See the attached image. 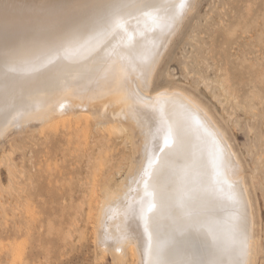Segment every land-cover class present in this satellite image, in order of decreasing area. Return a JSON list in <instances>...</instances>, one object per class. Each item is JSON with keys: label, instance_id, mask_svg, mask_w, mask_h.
<instances>
[{"label": "bare ground", "instance_id": "1", "mask_svg": "<svg viewBox=\"0 0 264 264\" xmlns=\"http://www.w3.org/2000/svg\"><path fill=\"white\" fill-rule=\"evenodd\" d=\"M194 2L0 0V131L7 134L13 128H22L34 121L43 123L45 129L60 121L52 123L54 118L71 116L76 120L77 113L84 116L79 115L82 120L91 117L97 120L98 111L100 116L111 118L109 123L95 121L98 127L106 125L98 128L99 131L108 129L131 142L133 136L127 134L129 127L139 130L141 159L137 165L131 161L136 169L129 165L133 170L128 171L130 176L122 175L125 178L115 184L113 190H105V186L103 197L95 199L96 240L104 255L109 251L114 256L113 264H124L129 252L133 253V260L137 256V264H154L156 252L150 215L157 208L158 179L159 216H162L159 235H170L169 240L159 246L161 264H171L186 249H190L195 263L204 264L197 247L189 242L194 239L199 244L202 241L205 246L210 245L207 234L213 227L209 223L213 216L204 211L205 203L215 198L211 193L225 194L229 185H242L248 195L241 162L229 164L222 143L207 144L208 136L219 140L217 134L223 135L221 131H224L219 129L214 116L209 115L210 111L208 114L201 101H197L200 106L197 99L179 87L155 91L152 83L167 45L183 27ZM151 83L155 92L150 91ZM182 103L194 111L186 119L182 118L185 112ZM51 127L56 128L55 124ZM225 139L230 141L227 136ZM225 139L223 142L227 145ZM203 153L205 159H202ZM172 158L182 159L180 166L171 164L181 169L176 179L175 171L163 174L164 164ZM139 176L142 177L140 195L137 194L138 200L134 203L129 194L135 189L132 186L139 181ZM167 178L173 179V185L168 186ZM109 185L112 188V184ZM238 201V197L230 201L232 217H238ZM167 204L171 206V216L167 211L164 214ZM150 205L154 207L148 212ZM180 216L186 220L177 233L170 219ZM223 217L219 213L218 218ZM178 236L182 237L179 243ZM253 236L252 240L257 243ZM254 241L251 247H255ZM242 246H245L243 242ZM254 257L255 254L248 263Z\"/></svg>", "mask_w": 264, "mask_h": 264}, {"label": "rangeland", "instance_id": "2", "mask_svg": "<svg viewBox=\"0 0 264 264\" xmlns=\"http://www.w3.org/2000/svg\"><path fill=\"white\" fill-rule=\"evenodd\" d=\"M193 5V12L190 10L192 13L176 32L178 36L175 34L167 45L152 83L155 91L179 87L204 104L219 129L225 131L217 134L219 140L208 136L207 144L222 143L229 164L241 162L249 196L242 185H229L225 194L211 193L215 198L205 203L204 211L214 218L209 219L213 226L207 234L210 245L194 239L189 243L197 247L204 264H264V0H195ZM152 83L150 91H154ZM181 105L183 119L194 113L186 104ZM98 114V121L95 117L82 120L83 115L79 119L74 116L76 120L56 117L52 123L60 121L45 125L46 130L43 123L34 121L7 134L0 131V264L114 263V256L109 251L105 256L96 240L95 199L103 197L105 186V190L115 189V184L130 176L131 167L136 169L142 138L132 124L129 126L134 131L136 128L138 135L134 136L129 127L132 144L124 140V135L115 136L108 129L99 131L106 125L98 127L95 121L109 123L111 118L100 116V111ZM69 120L76 122L70 125ZM54 124L56 128L51 127ZM172 162L180 166L182 159L167 160L163 174L175 171L176 179L181 169L172 167ZM156 176L159 178V169ZM139 177L129 194L134 203L140 195ZM167 181L168 186L173 185L172 178ZM156 186L157 208L150 215V225L156 252L153 263L161 264L159 246L170 235H159V179ZM235 197L239 199L238 217H232L230 211V201ZM170 208L165 205L164 214L167 211L171 216ZM219 213L224 217L218 218ZM170 220L178 233L186 219L180 216ZM241 239L245 244L242 248ZM252 241L257 248L251 247ZM250 247L252 251L255 248V257L248 263L254 256ZM131 254L127 253L124 264L138 263L137 256L133 260ZM171 264L197 263L186 249Z\"/></svg>", "mask_w": 264, "mask_h": 264}, {"label": "snow or ice", "instance_id": "3", "mask_svg": "<svg viewBox=\"0 0 264 264\" xmlns=\"http://www.w3.org/2000/svg\"><path fill=\"white\" fill-rule=\"evenodd\" d=\"M152 207H154V205H150L148 208H147V211L148 212H151L152 211ZM243 241L241 240V243H242Z\"/></svg>", "mask_w": 264, "mask_h": 264}]
</instances>
